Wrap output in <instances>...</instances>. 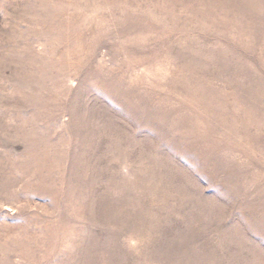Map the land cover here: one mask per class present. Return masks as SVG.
<instances>
[{"label": "rangeland", "instance_id": "374dc122", "mask_svg": "<svg viewBox=\"0 0 264 264\" xmlns=\"http://www.w3.org/2000/svg\"><path fill=\"white\" fill-rule=\"evenodd\" d=\"M0 264H264V0H0Z\"/></svg>", "mask_w": 264, "mask_h": 264}]
</instances>
